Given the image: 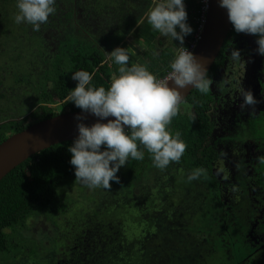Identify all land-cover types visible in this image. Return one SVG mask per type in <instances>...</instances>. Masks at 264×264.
Returning <instances> with one entry per match:
<instances>
[{"label":"flooded vegetation","instance_id":"1","mask_svg":"<svg viewBox=\"0 0 264 264\" xmlns=\"http://www.w3.org/2000/svg\"><path fill=\"white\" fill-rule=\"evenodd\" d=\"M148 1L153 0H57L55 14L49 17L47 24L41 25L38 32L33 31L31 25L15 23L14 10L12 15L4 10L6 19L1 21L0 17V114L4 113L5 108L9 109L13 119L24 122L26 129L48 120L41 119L42 116H31L45 105L51 107L54 117L72 113L57 99L61 94L70 95L71 89L75 88L77 81L72 79V73L84 70L94 74L93 80L98 75H103L106 82L108 79L112 82L118 75L115 71L117 66L110 60L106 62L105 52L110 53L113 49L121 47L126 48L134 61L138 58L135 57L134 48L142 44L139 34L147 20L142 19L141 15L143 9L148 7ZM10 12L8 9V13ZM160 37L166 39L159 34L155 39L157 48L162 46ZM257 38L256 35L237 33L231 26L218 57L207 73L212 81L207 96L208 125L211 132L205 140V147L208 146L211 154L207 157L209 162L205 159L203 162L205 165L208 163V166L204 165L202 168L210 169V174L224 198L231 197L230 211L234 218L240 217L245 204L253 199L252 193L239 187L241 183L237 182V176L244 171L240 166L244 157L243 151L247 152V162L250 157L264 155V150H260L259 144L252 143L251 139L246 142L245 137L231 139L237 131L240 134V129L245 128L247 132L248 129H264V56L256 51ZM233 49L239 50L243 63L230 59ZM256 55L258 63L254 62L252 65V59ZM136 61H139V58ZM99 68L104 74L99 72ZM256 68L259 71L253 73ZM240 79L242 88L250 90L258 101L255 106L243 110L240 108L243 98L238 92ZM41 96L47 101H43ZM186 101L183 104L189 113H179L193 115L194 110ZM2 118L0 115V119ZM31 122L33 123L29 124ZM14 134L16 133L10 136ZM229 160L237 172L234 183L220 178L226 177V165ZM215 170H218L219 174H216ZM169 173H162L165 176L160 179L162 183L157 181L158 175H154L151 178L150 190L146 195L143 193L142 202H138L139 208L143 210L148 205L151 219L157 218L153 214L159 215L162 212L161 207H166V218L172 219L173 208L167 202L169 196L179 194L182 202L184 200L183 192L177 193L173 190ZM251 183L254 184V180ZM176 184L178 186V183ZM259 188L262 189L261 194H264V186ZM250 217L245 218V222L248 220L246 235L254 230L261 243L249 240L250 244L247 245L257 255L264 248V209L255 210V214L252 213V218ZM66 219L67 217L63 216V220ZM118 222L120 221H113ZM244 227L246 228L245 225Z\"/></svg>","mask_w":264,"mask_h":264},{"label":"trees","instance_id":"2","mask_svg":"<svg viewBox=\"0 0 264 264\" xmlns=\"http://www.w3.org/2000/svg\"><path fill=\"white\" fill-rule=\"evenodd\" d=\"M152 3L149 2L148 7L143 9L142 19H147L146 13L151 9ZM184 5L187 12V23L193 29L190 35L184 37L183 44L186 45L187 42L192 41L195 33L200 1L184 0ZM8 9L11 11L10 13H8ZM4 10L10 15L14 10L15 14L17 11L16 0H0L1 21L6 19ZM158 36L159 32L154 31L146 21L139 37L148 50L139 62L146 66L157 79H160L170 71V63L176 55L173 52L174 43L171 47L163 50L157 48L155 39ZM157 50H161V54L158 56L153 54L154 52L158 53ZM132 64H134V58L130 55L129 66ZM118 67L115 68L117 74ZM99 72L103 73V70L99 68ZM110 83L111 80L108 79L106 82L103 75L101 77L98 75L92 80L93 86H103L106 89ZM68 96L61 94L57 96V99L64 108H68L71 112L82 111L68 101ZM207 96L208 93L201 94L195 89L187 98V104L194 110L195 120L192 119L193 115L180 113L172 120L170 125L172 134L179 132L180 138L187 145L179 163L172 162L166 169H158L153 166L150 154L146 150H144L145 158L143 160L129 159L128 161L127 176L130 179H127L126 185L129 188H136L133 181H137L139 178L151 180L154 175H158L157 181L162 183L160 179L165 177L162 173L172 171L169 176L173 190L177 193L183 192L182 197L184 198L181 205L178 204L177 208L171 211L172 219L159 215L155 219L144 221L143 219L139 221L133 219L138 222L132 226H123L121 222L101 223L87 218L88 222L75 225L70 229L67 234V240L70 239L68 246L62 250L63 253L59 257H56L54 261L51 259L48 264H186V258L183 259L181 256L184 252L182 253L178 249H184L187 246L194 250L198 247L195 253H199L195 258L191 257L193 262L207 260L214 264H242L248 261L250 264H264V249L255 255V251L248 245L242 244L243 238L235 237L234 239L232 237L234 230L230 226L233 221L230 211L231 197L224 198L218 184L210 174V169L203 168L205 169L204 175L197 180L187 181V175L196 168H202L205 165L203 164L205 160L209 162L207 157L209 158L211 154L208 146L205 147V140L211 132L208 125ZM42 99L47 101L45 97ZM31 116L37 118L42 116L41 119H49L55 114L51 107L45 105ZM4 118L0 119V144L10 134L21 132L26 126L24 122H17L16 119H13V116ZM72 144L73 142H65L32 156L0 182V253L10 252L13 247L10 242L12 235L24 227L30 216L46 210L51 212L54 210L55 204L60 206L58 210L67 211L66 185H69V181L75 178L74 168L69 162L71 153L68 151ZM138 149L143 150V146L138 145ZM101 150H104L103 146ZM254 180L258 187L264 186V170L259 171ZM65 183L67 184L64 186ZM110 184L109 189L116 190L121 187L120 180L119 183L110 181ZM148 184L141 185V193L144 192ZM213 233H218V237ZM203 237L205 238L202 239ZM206 239L208 241L211 239L212 244L215 242L214 247L219 251L226 248L229 254L211 252ZM225 240L227 245H224ZM176 247H178L177 250H175ZM246 248L248 249L246 250ZM202 254H205L206 257L201 258ZM250 258L253 259L249 261Z\"/></svg>","mask_w":264,"mask_h":264},{"label":"clouds","instance_id":"3","mask_svg":"<svg viewBox=\"0 0 264 264\" xmlns=\"http://www.w3.org/2000/svg\"><path fill=\"white\" fill-rule=\"evenodd\" d=\"M56 4L57 0H16L14 22L31 25L32 30L38 32L55 14ZM218 4L227 10L235 32L258 37L256 51L264 56V0H218ZM146 18L160 36L175 39L181 45L184 37L193 31L187 23L184 0H156ZM177 49L170 63L171 71L163 80L157 79L144 65L129 66L130 55L121 47L105 52L106 62L110 60L119 66L118 75L107 89L92 85L93 73L84 70L72 73L77 84L71 89L68 101L99 120L115 118L107 123L98 121L90 127L78 123V136L68 149L75 181L90 189H109L110 181L119 183L116 173L129 159L140 161L145 158L144 150L158 169L180 162L187 145L179 132L172 134L170 125L179 114L184 90L192 87L207 94L212 81L204 63L192 52L183 46ZM230 59L242 62L238 49L231 51ZM238 92L243 98L242 110L258 103L250 90L242 88L241 79ZM192 119L195 120V115ZM138 145H142L143 150L138 149ZM102 146L104 150H101ZM204 174L205 169L196 168L187 175V181L197 180Z\"/></svg>","mask_w":264,"mask_h":264},{"label":"rangeland","instance_id":"4","mask_svg":"<svg viewBox=\"0 0 264 264\" xmlns=\"http://www.w3.org/2000/svg\"><path fill=\"white\" fill-rule=\"evenodd\" d=\"M152 2V7H154L156 0H153ZM159 39L162 41L161 48H164L166 46L170 47L171 43H174L175 46L173 47V52L175 55L177 54V47L184 46V44L181 45L175 39H173L172 41L170 37H167L166 39H162L160 37ZM147 50L148 49L142 46V44H139L134 48V52L136 54L135 57L138 56L140 60V58L143 56L144 53L147 52ZM157 51L158 55L161 54V50ZM138 58H136V60H138ZM136 60L134 61V63L140 64V62ZM1 61L2 60H0V62ZM254 62L258 63L257 55L254 57V59H252V65ZM258 68H256L253 73H257V71H259ZM184 105L185 104L180 105L179 111L182 113H189V111L187 112V108ZM11 114L12 112L9 109L5 108L4 113L0 115L5 117L4 119H6L8 116H11ZM240 131V134L237 131L238 133L236 132L231 139L235 140L239 139L240 137H245V142L248 139H251L250 141L252 143L259 144L258 147L260 150H264V129H248L247 132L244 128L243 130L240 129ZM243 154L244 157L241 160L240 166L244 168V171H241L240 174L237 176V182L238 184L241 183V185H238L239 187L244 188L246 192L252 193L253 199L252 201L250 200L249 203L245 204L243 214L240 217H233V221L230 226L234 230L232 233V237L234 239L235 237L245 238L244 241H242V244L247 246V244H250V241H253L254 243H261V240L257 239L256 233L253 232L254 230L252 232L250 231V234L248 232L246 235V222L248 220L245 222V218L247 216H251L250 218H252V213L255 214V210L264 209V201H262L264 199V194H261L262 189L258 187L256 182L254 184L251 183L254 179H256L258 172L264 170V155L254 158L250 157L249 161L247 162V152L244 150ZM127 168L128 162L127 165L121 167L116 173L121 183V187L116 190L103 188L90 189L81 182L75 181L76 177L69 181V185H66L67 183H65L64 186L66 185L67 194V201H65V203L67 211L58 210L60 206L58 204H55L54 210L51 212L46 210L44 212H38L37 214L30 216L26 220L24 227L20 228L14 235H12L10 242H12L13 247H11L10 252L0 253V264H48L51 259L52 261H54L56 257H59L60 254L63 253L62 250L68 246V242L70 241V239L67 240V234L69 233L70 229L73 228L75 225L88 222L87 218H92V221H98L101 223H112L113 221L119 220L120 222H123V226H132L134 225V223L138 222L141 219H143V221L150 220L152 217L149 213V207H147L146 211L140 209L138 206V202H142L141 196H144L143 193H145L146 195L147 192L150 190L151 180H142L141 178H139L137 179V181L135 180L136 182L133 181L136 185V188H129L126 185L128 180L130 179L127 176ZM226 171V177L223 178L221 176L220 178L223 180H228L229 183H234V178L237 175V172L235 171L231 160H229L228 165H226ZM215 173L219 174V171L215 170ZM145 183L149 184L148 186H146L144 192L141 193V185ZM63 191L65 192V189H63ZM178 195L179 194H176L175 196H169V199L166 198L169 206L173 209H175L178 204L181 205L182 203V198L180 197V195ZM165 208L166 207H161L162 212H160L159 215L165 216ZM153 215L154 217L159 216L158 213L156 215ZM63 216H66L67 219L63 220ZM133 219H138V221H134ZM244 225L246 226V228L244 227ZM248 227H250V225H248ZM253 228H255V226ZM213 234H215L216 237H218L219 235L218 233ZM244 235L246 236L244 237ZM204 238L205 237H203L202 239ZM205 241L211 248V252H225L226 254H229L226 248L221 251L215 248V242L212 244L211 239H209V241L206 239ZM222 241L224 242V240ZM226 243L227 242L225 240L224 245H227ZM177 248L178 247H176L175 250H177ZM197 248L196 250H198ZM248 248H246V250ZM196 250H194L190 246H187L184 249H178V251L182 253L184 252L181 256L183 257V259L186 258V264H214V262L207 260H204L202 262L191 261V257L195 258L196 254L199 253H195ZM258 251L260 252L259 248ZM200 257L205 258L206 255L202 254ZM218 263L220 262L218 261ZM242 264L250 263L247 261Z\"/></svg>","mask_w":264,"mask_h":264},{"label":"water","instance_id":"5","mask_svg":"<svg viewBox=\"0 0 264 264\" xmlns=\"http://www.w3.org/2000/svg\"><path fill=\"white\" fill-rule=\"evenodd\" d=\"M231 26L227 10L219 6L218 0H208L206 23L193 53L204 63L207 73L218 57ZM169 84L171 85V81ZM194 90L192 87L184 90L181 105ZM110 119L115 118L110 116L105 120H99L90 113L72 112L41 121L10 136L0 144V182L32 156L52 146L73 142L78 136V123L90 127L98 121L107 123ZM125 128L127 130V126Z\"/></svg>","mask_w":264,"mask_h":264},{"label":"built area","instance_id":"6","mask_svg":"<svg viewBox=\"0 0 264 264\" xmlns=\"http://www.w3.org/2000/svg\"><path fill=\"white\" fill-rule=\"evenodd\" d=\"M199 1H200L199 17L196 19V22H195V33L193 35V39L191 42H187V44L183 46L192 53H194V51L196 49V46H197L198 41L200 39L201 33H202L203 28L205 26L206 15H207V11H208V0H199ZM170 71H171V69H170ZM170 71L166 72L165 76L163 78H160V79L158 78V79L163 80L168 75V73Z\"/></svg>","mask_w":264,"mask_h":264},{"label":"crops","instance_id":"7","mask_svg":"<svg viewBox=\"0 0 264 264\" xmlns=\"http://www.w3.org/2000/svg\"><path fill=\"white\" fill-rule=\"evenodd\" d=\"M107 4V6L109 5V2L108 3H106ZM114 9H116V8H114Z\"/></svg>","mask_w":264,"mask_h":264}]
</instances>
